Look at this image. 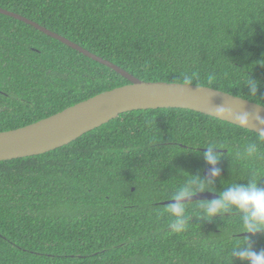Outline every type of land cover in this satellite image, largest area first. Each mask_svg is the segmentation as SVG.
Listing matches in <instances>:
<instances>
[{
	"label": "trees",
	"instance_id": "1",
	"mask_svg": "<svg viewBox=\"0 0 264 264\" xmlns=\"http://www.w3.org/2000/svg\"><path fill=\"white\" fill-rule=\"evenodd\" d=\"M0 8L142 81L209 87L264 106V0H0ZM248 73L261 83L259 99L243 87ZM127 84L0 14V132ZM257 141L190 110L132 111L50 153L0 162V264H225L244 242L233 239L238 217L194 218L178 235L162 203L182 182L177 169L204 174L196 153L209 143L226 151L225 184L254 171L264 178V142L259 160L236 156ZM251 239L264 250V233Z\"/></svg>",
	"mask_w": 264,
	"mask_h": 264
},
{
	"label": "water",
	"instance_id": "2",
	"mask_svg": "<svg viewBox=\"0 0 264 264\" xmlns=\"http://www.w3.org/2000/svg\"><path fill=\"white\" fill-rule=\"evenodd\" d=\"M0 14L34 27L85 57L115 71L129 82L127 85L101 93L39 122L19 129L0 132V162L50 153L73 143L119 115L132 111L185 109L238 127L240 126L236 116L244 112L259 113L264 116V106L220 90L181 83L142 81L114 63L89 52L32 20L2 8H0ZM219 105H224L222 113L217 111L216 106ZM246 130L256 134L261 131L255 125L254 120ZM204 174H210L207 168ZM224 174L225 172L221 171V176ZM213 198L211 193H206L194 199L210 200ZM168 202H163L162 205H167Z\"/></svg>",
	"mask_w": 264,
	"mask_h": 264
},
{
	"label": "clouds",
	"instance_id": "3",
	"mask_svg": "<svg viewBox=\"0 0 264 264\" xmlns=\"http://www.w3.org/2000/svg\"><path fill=\"white\" fill-rule=\"evenodd\" d=\"M264 64V61L260 62ZM247 96L255 97L261 87V83L254 79L250 73L244 83ZM217 111L223 112L224 105L216 106ZM241 128H249L252 121L261 129L258 132V141L249 143L243 152H236L239 159L259 160L261 150L259 142H264V116L259 113L252 114L244 112L236 116ZM202 153L197 152L210 173H190L183 169H177V176L183 178L173 190L169 202L166 205V212L170 217L168 228L175 234L185 233L191 221L195 218L201 221L212 222L217 217H238L240 230L233 236V239H243V243H236L225 255V264H264V250L258 251L252 242L251 237L258 233H264V178H259L254 171L249 177L241 182L224 183L221 177L220 164L225 159L221 147L215 143H209L204 147ZM200 149V148H197ZM220 180L222 190L216 187ZM211 193L213 199L195 200L202 194ZM190 205H195V211L190 210ZM228 219V220H230ZM240 234H249L239 238Z\"/></svg>",
	"mask_w": 264,
	"mask_h": 264
}]
</instances>
